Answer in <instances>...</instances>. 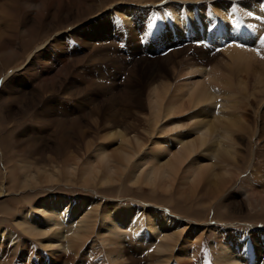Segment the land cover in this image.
I'll use <instances>...</instances> for the list:
<instances>
[{
	"label": "bare ground",
	"instance_id": "bare-ground-1",
	"mask_svg": "<svg viewBox=\"0 0 264 264\" xmlns=\"http://www.w3.org/2000/svg\"><path fill=\"white\" fill-rule=\"evenodd\" d=\"M100 1L102 2V0ZM142 2V13L140 14V12L135 10L134 12L128 8L120 10L119 7L122 0H109L108 3L102 6L98 5V0H0V8L2 7L3 15L2 19H0V56L10 58L18 54L21 46L18 42V36L23 38L26 35V40L29 42L40 32L45 31L44 34L47 32L51 33L55 27L62 23L90 17L92 13L99 10L100 12L99 14L96 13L98 15L91 22L90 28L84 29L80 25L81 22L75 23L67 31L69 36H66L63 43L59 40L56 41L55 48L50 45L48 48L43 49L45 46L43 42L41 43L44 46L40 45L38 48H35L37 45L33 46L34 51L32 52L40 48L41 50L43 49V52L40 53L43 58L42 62L33 64L27 70L28 75L26 73V79L29 83L39 84V87H41L40 90L42 92L38 90L33 92L34 90L30 89L32 90L31 94H33L31 96H36V104H40L47 97L44 95L56 93L57 88L60 91L63 90L62 94L68 92L66 95L72 96L74 101L61 106L55 105L56 115L53 113V105L44 108L43 116L47 118L42 119L44 124L52 127L55 133L67 136V138L60 137L55 146L63 144L66 148L77 149L89 137L88 130L92 126H98L97 123L93 125L96 119L99 120V123L101 122L100 117L104 116V111L117 113V111L122 110L124 114L122 121L112 122L109 127L107 126L104 133L102 132L101 145L99 147L95 145L91 147L89 152H93V155L87 160L86 167L88 169L84 170L90 180L97 179L102 174L121 172L128 167L129 160H134L135 154L140 153L145 145L150 142L148 139L146 144L142 146V142L145 143L143 140L131 138L130 133L126 131L127 117L129 120L134 117L132 112L134 108L129 103V100L133 94H137L141 98L144 90L140 87L136 88L134 84L138 81L141 84L144 81L146 86L153 85L151 91L155 92V87L159 88V95L164 97L173 93L172 82L184 76L182 80L186 78V81H189L186 85L187 90L184 91L182 88L176 90L174 96H177L178 100L170 101L171 111H161L156 114L152 123L154 130L159 129L158 134L163 141V146L157 147L155 144L157 137H155L156 140L152 143V152H149V150L147 152L142 151L143 155L146 154L142 158V162H139L140 168L142 167L143 169L135 171L130 180L134 185H158L164 191H167L173 187L171 184L175 182L174 176L177 175L181 166L187 162L189 166L183 176L185 179L188 178L187 182H185L188 186H185V189L181 188V190L187 195H193L207 168L210 167L211 169L213 167V164L209 162L204 163L203 160L207 157V160L219 162L221 165L220 169H218L219 171H216L217 173L214 172L209 175L211 179H214L213 186L217 187L216 191L218 193L214 196L215 198L226 187V180L228 181L227 183H232L239 175L238 168L234 165V160L236 162V158L239 159L241 154L238 148L240 144L236 142L241 136L239 132L242 130L249 131V134L254 137L257 133V135L264 133V123H258L259 129L256 128V124L250 130L247 126V119L245 120L248 115L245 117V114L239 115L237 113L238 109L246 111L245 108L247 107L243 103V97L245 95H249V97L254 95L253 92L251 94L247 92V76L249 72H251L256 83L260 87H264V66L253 68V70L251 69L252 71L248 69V67H251L252 57L260 56L264 58V42L261 41L260 35H258L262 30L261 28L264 27V0H164L157 2L158 5L154 7L157 9L156 13L160 17L162 16L171 29H174L175 26L178 27H176L174 32L176 36L170 37V40L175 45H178L176 57L182 58L184 55L187 57L190 55L195 61V64L193 63L194 67H192L193 64L192 66H186L182 75L173 73L177 70V65L181 63L179 59L172 60L167 55H164L161 56V63L155 66L151 60L145 58V54L150 53L152 35L156 33L158 27L156 24H150L152 18L148 20L144 14L146 9L149 11L152 8L153 3L149 4L150 0ZM249 13L259 15L261 20H248ZM19 19H23V21ZM148 25L149 28H146ZM190 25L192 27L191 31L188 27ZM188 32H190L191 36H194L193 40L183 38ZM128 37H131L132 40H128ZM80 38L91 43L84 44ZM136 38L137 41H134ZM141 38L146 40L143 46L137 43ZM222 38L229 41V43H236L235 47L229 46L234 52H226L224 50L226 53L222 55L216 54L212 43H216L219 48L226 47L228 51V46L223 43ZM127 42H129L128 48L132 47L127 52L133 55L134 59L132 65H129L130 69L126 70L130 73L123 77V93L118 96V99L112 90L117 84L115 78L117 76L121 77L119 72V74L115 75L111 71H109V74L104 73L99 79L105 80V82H90L91 77H89L90 81L78 84L74 82V90L73 87L68 88L65 86L68 82L73 81V76L78 74L74 72V69H78L83 65L86 62V57L88 59V56L92 55L96 60L103 59V62H108L106 64L113 63L115 60L109 59L107 54L118 57L117 54L122 52L121 50L123 49L121 48H125L124 45ZM196 42L200 43L197 46L199 50L193 46L194 44L196 45ZM191 49H193L192 52ZM49 50H51V53L48 52ZM76 50H85L84 56L76 54ZM86 51L90 52V55ZM32 52L27 57L29 62L32 61ZM197 55L198 58L196 59ZM221 61H224V63H221ZM233 63L242 64L237 68H232L231 64ZM29 64H26V66ZM101 64L103 65V63ZM120 64L122 66L127 65L125 62ZM208 64L211 67H208ZM165 68H169L171 72H167ZM155 72L156 76H154ZM192 72L197 73L195 75L196 78L189 80V74ZM48 76H50V79H48ZM84 83H88L89 88L93 87L95 89L94 85H96L97 88L105 91L103 95L108 97V101L111 104H108V106H96L98 102L95 103L94 94L91 93V95L90 89L86 90L84 88ZM233 84L235 85L233 86ZM21 97L23 98L20 102L28 99L26 95ZM79 98L86 101L81 104L78 100ZM142 100L143 98L139 99L137 104V108H140V110H142ZM119 101L120 104L118 103ZM258 102H261V100ZM94 103L96 104L95 106ZM116 104H118L117 110L115 109ZM241 104L244 106L242 107ZM67 110H69L68 116L86 115V119L82 120L85 116L74 122H63L55 119V116L58 115L57 112ZM163 116L173 117L172 121L163 123L167 121V119H163ZM255 123L257 122L255 121ZM106 130L108 131L106 132ZM41 133L43 134L42 131ZM32 136L34 135L32 134ZM41 138L36 137L35 139L43 141ZM113 140H120L121 143H125L123 148L121 146L115 148L116 150L119 149V156L115 155L117 157H113L114 150L110 149V145L107 144L108 141ZM34 141L32 142L35 143ZM164 144H174L175 151L173 155L170 154L171 158L164 155L163 157L161 156L162 148H166ZM198 152L199 155L202 154L204 156L202 159L192 157ZM140 156H142V153ZM250 156L248 165L249 162L251 164L254 160L251 154ZM97 159L100 161H95ZM255 160L257 161V159ZM257 162L256 164H259ZM103 164L105 165L101 166ZM149 164H151L150 167ZM67 166L78 167L79 165L76 162L72 166L68 164ZM260 169H264V164L258 168V171L256 168L253 172H249L250 176L248 175L249 178L245 181L247 188L244 186L243 189V195L250 200L248 208L253 211L264 210V191H255L257 183L258 186H264V174H260L262 173ZM64 175L68 179L70 176L69 168L64 170ZM43 178L46 181H51L52 175L44 171ZM14 181L15 175L8 170L7 185H11ZM181 187L183 186L181 185ZM3 189L6 188L1 185L0 193L3 192ZM234 198H232V202L238 207L239 204L234 201ZM131 207L135 206H118L117 203L111 202L107 204V207L101 209L94 199H85L77 205L74 200L71 201L69 198L52 197L42 200L39 206V213L45 216L43 221L47 224L50 236L46 237L44 230L39 227L37 214L33 209L22 211L13 219V224L15 229L22 235L36 242L41 241L40 244L45 249L59 251L62 247L66 251L68 249L77 250V248H82V245L86 243L85 241L91 235H94L93 246L90 244L91 247L85 250V253L88 256H93V250H98V253L101 252L100 257L97 258L99 264H117L123 261L124 256L129 257L130 255H133V258H128L129 264H147L146 259L148 257L143 256L142 252L145 253V251L148 252V250L151 251L150 249H153L159 256L167 254L169 249L175 244L176 235L182 232V226L174 221L171 216L160 214L156 209L146 212L147 214H142L138 211L134 212ZM217 228V232L223 233L221 238H223V235L226 236L228 234V236L224 242H221L220 239L216 243L210 264H264V245L259 233L256 232L255 235V231L253 232L252 230L244 231V234L241 235L236 230L228 233L224 231L225 228L222 226ZM190 229L192 231V237H190L192 241L188 239L182 243L184 245V247H181L183 248L182 259H178V264H193L194 262L192 263L191 261L198 255L195 254V246L198 238L202 236L203 229L199 227ZM52 231L54 232L51 233ZM16 240H18V237L14 230L4 229V227L0 228V247L4 245L3 242L9 244V246H16L18 243H16ZM134 242H136V245ZM4 246L6 247L4 249L5 256H13L15 246L11 248ZM105 246L111 248L113 246V249L104 251ZM134 250L139 251V253L135 254ZM74 253L76 254V252ZM173 253L172 255H174ZM135 255H140L139 259H136ZM23 256H25L27 261L31 258L29 253L23 254ZM151 258L155 264L162 262V257L158 258V260L152 256ZM183 259L190 260V262H182ZM8 260L6 259L5 261ZM41 261L45 264L64 262L60 256L54 257V260L45 258L41 259ZM3 264H22V262H12L10 260ZM169 264H177V262L170 261ZM204 264L209 263L206 262Z\"/></svg>",
	"mask_w": 264,
	"mask_h": 264
},
{
	"label": "rangeland",
	"instance_id": "rangeland-1",
	"mask_svg": "<svg viewBox=\"0 0 264 264\" xmlns=\"http://www.w3.org/2000/svg\"><path fill=\"white\" fill-rule=\"evenodd\" d=\"M142 1L144 0H140V1L122 0V3L120 4L121 8L119 7V9L121 10L123 8H128L132 11L135 10L136 12H140L141 14L142 13L141 8L143 6ZM150 1L151 2H149V4L153 3V6L149 11L148 9H146L144 14L146 15L148 20L152 18L150 24L152 23L156 24L158 30L154 35H152V39H153L151 41L152 47L150 53H147L150 54L151 57H147V55L145 54V58L151 60V62L156 66L157 64L161 63V55L163 56V54L168 49L173 47L174 50L170 52H166L165 55H167V57L171 58L172 60L179 59L181 61V63L178 64L181 66L177 65V70H175L173 73L177 75H182V72L184 71L185 67L192 66L193 63L195 64V61L192 59L190 55H188V57L184 55L182 58L176 57L178 45H175L170 40V37L176 36L174 32L177 26H175L174 29H171L165 23V20L162 18V16L160 17V15L156 13L157 9L154 8L155 5H158L157 2L164 0H150ZM193 1H198V0H193ZM108 2L109 0H102V2L98 0V5L102 6L103 4H106ZM1 9L2 7L0 8V14H1L0 19H2L3 16ZM99 12L100 11L97 10L96 12L92 13L90 17L80 18L81 20L74 19L62 23L59 26L55 27L51 33H48L47 32L48 30L46 31L47 32L46 34H44L45 31L40 32L35 37H33L32 40H30L29 42L26 40L27 39L26 35L23 38L21 36H18L19 38L18 42L19 45H21L18 54L10 58H6L5 56H0V166H1L0 186L3 185V187L5 186L6 188L3 189V192L0 193L1 195L0 196V204H1L0 228L4 227V229H8V230L12 229L16 232V235L18 237V240H16V243L17 242L18 243L16 246L14 245L15 248H14L13 256L8 257L7 253H6L7 256H5L4 249L6 247L4 245L10 248L14 246L13 245L9 246V244L3 242L4 245L0 247L1 250L0 264L7 263L10 260L12 262L20 261V263L22 262V264H45L44 262L41 261V259L46 258L48 260L49 259L54 260V257H58V256L62 257V260L64 261V262L60 261V263L58 264H99L98 263L99 260L97 261V258L100 257L101 252L98 253V250L96 251L93 250L92 251L93 256H88L85 253V250L91 247L90 244L93 243L94 235H91V237L93 238L90 237L85 241L86 243L82 245L83 249L82 248L80 249L77 248V250L68 249V251H66L65 248H62L60 246L61 250L56 251L55 249L43 248L40 244L41 241H37V242L33 241L31 238L29 239L28 237L22 235L19 231L15 229L13 224V219L22 211L33 209L37 214L39 227H41L44 230L46 237L50 236V234L48 233L47 224L45 221H43V218H45V216L44 214L39 213V206L42 200L52 197L55 198L63 197L65 199L69 198L71 201L74 200L77 205L80 202L84 201L85 199H94L97 202V204L101 207V209L107 207V204L111 202H115L118 204V206L121 205L135 206V207H131L134 210V212L138 211L144 214L152 209H156L160 214H167L171 216L174 219V221H176L182 226V232L176 235L175 244L173 247L169 249L167 254L159 256L156 253V251L155 252L153 251V249H150L151 251L148 250V252L145 251V253L142 252L143 256L148 257L146 259L147 264H151V263L155 264L151 260L152 259L151 256L155 257L157 260L158 258L162 257V262H159V264H169L170 261L177 262L178 264V259L179 260L182 259L183 248L181 247H184L182 243L188 239L191 240L190 237H192V231L190 228L192 227L195 228L199 227L200 229H203L202 236L199 237L196 242L195 254L198 255L195 257V259L197 260L193 259L191 261L192 263L194 262L193 264H204L206 262L210 264L212 262V258H213L212 253L214 251L216 243L220 239L221 242H224V240L228 236V234L226 236L223 235V238H221L223 233L217 232L218 226L224 227L225 228L224 231L228 233H231L232 230H236L238 233L243 235L244 231L253 230V232L255 231V233L257 232L264 234V210H257V211L250 210V208H248L250 200L246 199V196L243 195L244 186L245 188H247L245 181H247V179L250 176L249 172L250 171L253 172L256 168L258 171V168L262 166V164H264V133L259 135H257L258 134L257 133L256 136L254 137L251 134H249V131L246 132L242 130L239 132L241 136L240 138L237 139L236 142L240 144L238 148L241 154L240 157L239 155H237L239 159L236 158V162L234 160L235 163L234 165L238 168L239 175L237 176V178L234 179L232 183H227L228 181L226 180L225 184L227 188L225 187L222 190V192L215 198L214 196L218 193L216 191L217 187L213 186L214 179L213 178L211 179L209 175L213 174L214 172L217 173L221 165L219 164V162L216 161L213 162L212 160L211 161L207 160L208 159L207 157L204 158L203 160L204 163L209 162L213 164L212 165L213 167H211V169L210 167L207 168L193 195H187L183 190H181V188L185 189L184 187L188 186V184L185 183L187 182L188 178L185 179L183 176L185 174L186 168L189 166L187 162L181 166L177 175L174 176L175 182L171 184L173 185V187H171L167 191H164L158 185L152 186L145 184L142 185L132 184L130 178L135 171L143 169L142 167L140 168L139 162H142V158L146 156V154L143 155V152H147L148 150L149 152H152L153 149L151 148H153L152 147L153 141L156 140L155 137H157V140L155 142L157 147L160 148L163 146V141L160 138V135L158 134L159 129L154 130V128L152 127V123L153 120L155 119L156 114L160 113L161 111L162 112L171 111L170 101L178 100V97L174 96L176 90L180 88H182L184 91L187 90L186 85L187 83H189V81H186V78L182 80L184 76H182L181 78H177L178 80H174L172 82L173 93L164 97H161L159 95L160 94L159 88L155 87L156 91L155 92L151 91L153 85L146 86L144 84V81L141 82V84L139 83V81L134 84L136 88L140 87L141 89H144L141 96L144 102L142 100L141 102L142 110H140V108H137L138 106L137 104H138V100L141 98L137 94H133L131 96L129 103L134 108V110L132 111L134 117L132 120H129L127 117L128 121L126 122L127 124L126 131L130 133L131 138L143 140L145 143L142 142L141 144L142 146L146 144V140L149 139L150 142L146 144L147 146L145 145V147L141 150L140 153L135 154V156L133 157L134 160L132 159L129 160L130 162L128 167L122 170L121 172L112 173V174L111 173L102 174L99 175L97 179L90 180L88 176L85 174L84 170L88 169L86 167L87 160L93 155V152H89L91 150V147L93 145H95L96 147H99L101 145L102 143L101 138L103 135L102 132L104 133V130L107 128V126L109 127L112 124V122L122 121V117L124 115L122 113V110L117 111V113L115 112L110 113L108 111H104V116L100 117L101 122L99 123V120L96 119L93 125H96L97 123L98 126H92L91 129L88 130L89 137L86 138V140L82 143L81 146H78L80 145L78 144L77 145L78 148L76 147L77 149H73L71 147L66 148V146H64L63 144L55 146L57 140L60 137L67 138V136L61 133H55L52 127H48L47 124H44V121L42 119H47L46 116H43L44 108L46 106L53 105L52 107L53 113L54 115H56L55 105L61 106L63 104H67L68 102L69 103L74 102L73 98L70 95H66L68 92L62 94L63 90L60 91L57 88L56 93L44 95L47 97H45L44 100L40 102V104L38 103L36 104L35 102L37 100L36 96H31L33 94H31L32 90L30 89H33L34 90L33 92H35L36 90L42 92L40 90L41 87H39L40 86L39 84L29 83L27 81L26 79V76L28 75L27 70L28 68L32 67L33 64L42 62L43 58L42 56H40V53L43 52L44 48H48L50 45L53 46V48H55L54 46L57 40L63 43V40L66 38V36H69L67 31L71 27H73L75 23L81 22L80 25L84 29L90 28L91 22L99 14ZM91 17L93 18L91 19ZM19 20L23 21V19H19ZM248 20L255 21L256 19L248 15ZM188 27L189 30L191 31L192 30L191 25ZM19 28L21 29V27ZM146 28H149V25ZM261 32H259L258 35H260ZM183 38L184 39L188 38L190 40H193L194 36H191L190 32H188V34L185 35ZM80 39L84 42V44L91 43L90 41L86 42L83 38ZM128 40H132V38L128 37ZM46 41L48 42L47 44ZM134 41H137V38ZM222 41H224L223 43L227 44V46L229 45L228 44L229 41H227L226 39L222 38ZM41 42H43L45 46ZM137 43L140 46H143L146 43V40L141 38ZM199 44L200 43L196 42V45L193 46H195V48L199 50V48L197 47ZM213 44L215 47L213 46ZM232 44H234V46L236 45L235 42H232ZM35 45H37V47H35ZM40 45L44 46L42 50L40 48L39 50L32 52L34 51V47L38 48ZM26 46H28L29 48ZM128 46H129V42L125 43L124 45L125 48H121L123 50H121L122 51L121 53L117 54L118 57H114V55L107 54L109 59L115 60L113 63L106 64L108 62L106 63L103 62V59L96 60L92 57V55L88 56L89 57L88 59L86 57L85 59L86 62L80 66L83 69H81L80 67L78 69L77 68L74 69V72L78 74L76 76H73V81L68 82L65 86L68 88L73 87L74 90L75 88L74 82L78 84L81 82L90 81L89 77H91L90 82H94V83H97L98 81L105 82V80L99 79V77L101 78L104 73L109 74V71H111L112 74L114 75L120 73L121 77L117 76L115 78V80H117L116 81L117 84L114 90H112L113 94L118 99V96H121L123 93V89H122L123 88L122 83H124L123 77H125V75H128L130 73L127 72L126 70L130 69L129 65H132V61L134 59L133 55H130L129 52H127L132 49L131 46L130 48H128ZM212 46L217 51L216 54L219 55L220 54L222 55L223 53L226 52H234L233 49H231L229 46H228V51L226 47L219 48L216 43H212ZM236 47L240 48L238 46ZM224 50H226V52ZM192 51L193 49H191V52ZM31 52H32V61L29 62V59H27V57L28 54H30ZM48 52L51 53V50H49ZM84 52L85 50H80V51L76 50V54H79V56L80 55L84 56ZM86 53L90 55V52L86 51ZM120 54L121 56H119ZM197 58L198 55L196 56V59ZM252 58L253 59L250 65L252 68L248 67L250 71H252L253 68H260L264 66L263 57L256 56ZM121 62H125L127 63V65L122 66L120 64ZM28 63L30 64L26 66V64ZM101 63H103V65ZM221 63H224V61H221ZM194 64L192 67H194ZM240 64L242 63H233L231 64V67L237 68ZM207 66L211 67L209 64ZM165 69L167 72H171L169 68H165ZM191 75L193 76L191 77ZM195 75H197V73L195 72L190 73L189 80H193L194 78H196ZM154 76H156V72ZM247 77H248L247 92L249 94L253 92L254 95L250 97L249 95H245L243 97V103L247 107V108L244 107L246 111L244 112V109H238L237 113H239V115L245 114V117L248 115L245 118V120L247 119L246 120L247 126L250 130L256 124H257L256 128L259 129L258 123L261 122L264 123V87H260V85L256 83L255 79L251 75V72L248 73ZM48 79H50V76H48ZM84 84H85L84 88L86 90L90 89L89 90L90 94L91 93L94 94L95 98L93 99L95 103L98 102L97 105L94 103V106L95 105L108 106V104H111V102L108 101V97L103 95L105 91L100 90L99 88H97L96 85H94L95 89H93V87L90 88L88 87L89 86L88 83H84ZM234 85L235 84H233V86ZM19 95L21 96L26 95L28 99L20 102V100L23 97L21 96L19 97ZM78 100L81 104L84 101H86L85 99L82 98H79ZM259 100H261V102H258ZM118 103L120 104V101ZM243 106L244 105H242V107ZM117 108H118V104L115 105L116 110ZM68 112L69 110L57 112L58 115L55 116V119L61 120L63 122L65 121L74 122L78 119H81L82 116H85L82 118V120L86 119V115H75L74 117H72V115H69L70 116L69 117L67 115L69 114ZM172 118L173 117L163 116L164 120L167 119V121L163 123L171 122ZM139 120H143V121H139ZM255 121L257 123H255ZM41 131L43 132V134L41 133ZM107 131L108 130H106V132ZM32 134L34 136H32ZM36 137H42L41 139L43 141L35 139ZM32 141H34L35 143H33ZM107 144L110 145L109 147L110 149L114 150L113 157H117L119 156L118 155L119 149L116 150L115 148L119 146L123 148L125 143H121L120 140H113V141H108ZM164 145L166 146V148L165 149L162 148L163 150L161 156L163 157L164 155L165 157H170V154L173 155V152L175 151L174 144H169V145L164 144ZM141 153L142 156H140ZM250 154L252 155L254 160L257 159L258 162L256 160L255 161L253 160L252 161L253 163L251 162L250 164L249 162L248 165V159L249 157H251ZM192 157L193 158L199 157L202 159V157L204 156H202V154L199 155L198 152L194 154ZM95 161H100V160L97 159ZM76 162H78L79 165L78 167L67 166V164L69 166H72L76 164ZM256 162L259 164H256ZM104 165L105 164L101 166ZM150 165L151 164H149V167ZM67 168H69L70 170V176L68 177V179L64 175V170ZM8 170H10L15 175V181L11 185H7ZM44 171L52 175L51 181H46L43 178ZM260 171L262 172L260 173L261 175L264 174V169H260ZM257 184L255 185L257 187L254 186L255 191H260V192L264 191V186L261 187L258 186ZM181 185L183 187H181ZM232 198H234V201H236L239 204L238 207L234 205V203L232 202ZM230 205L233 206L231 207ZM53 232L54 231H52L51 233ZM88 240L90 241L88 242ZM134 243L136 245V242ZM191 243L193 244V242ZM130 246L128 245V247ZM109 248L111 247L105 246L104 247L105 250L104 249L103 250L104 251L112 250L113 246L111 249ZM74 249L76 248L74 247ZM74 252H76V254ZM28 253L31 256L29 261H27L25 259V256H23V254H28ZM134 253L137 254L139 253V251L134 250ZM172 253L175 256L172 255ZM147 254L150 255L148 256ZM130 256L129 257L124 256L123 261L117 264H129L128 258H133V255ZM135 256L134 258L136 259H139L140 257V255L138 256L135 255ZM6 259L7 260L10 259V260L5 261ZM184 261L190 262V260H186V259H183L182 262Z\"/></svg>",
	"mask_w": 264,
	"mask_h": 264
},
{
	"label": "crops",
	"instance_id": "crops-1",
	"mask_svg": "<svg viewBox=\"0 0 264 264\" xmlns=\"http://www.w3.org/2000/svg\"><path fill=\"white\" fill-rule=\"evenodd\" d=\"M254 234L256 235V233L254 232ZM259 235L261 236V241H262V244L264 245V239H263V236H264V234H262V233H259Z\"/></svg>",
	"mask_w": 264,
	"mask_h": 264
},
{
	"label": "snow or ice",
	"instance_id": "snow-or-ice-1",
	"mask_svg": "<svg viewBox=\"0 0 264 264\" xmlns=\"http://www.w3.org/2000/svg\"><path fill=\"white\" fill-rule=\"evenodd\" d=\"M261 41L264 42V36L260 37Z\"/></svg>",
	"mask_w": 264,
	"mask_h": 264
}]
</instances>
